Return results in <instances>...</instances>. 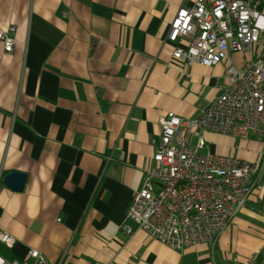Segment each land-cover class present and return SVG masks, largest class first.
Returning <instances> with one entry per match:
<instances>
[{
    "label": "crops",
    "instance_id": "crops-1",
    "mask_svg": "<svg viewBox=\"0 0 264 264\" xmlns=\"http://www.w3.org/2000/svg\"><path fill=\"white\" fill-rule=\"evenodd\" d=\"M193 3L0 0V31L15 27L13 52L0 43V230L16 239L11 249L0 245V258L24 262L34 249L49 264H256L264 252V183L213 250L171 249L126 218L155 165L159 119L196 117L228 85V66L264 61V31L210 67L176 60L172 52L189 40L169 41L170 23ZM256 10L264 15V0ZM202 137V154L256 162L263 152L256 141ZM13 171L26 175L21 191L3 182Z\"/></svg>",
    "mask_w": 264,
    "mask_h": 264
},
{
    "label": "built area",
    "instance_id": "built-area-1",
    "mask_svg": "<svg viewBox=\"0 0 264 264\" xmlns=\"http://www.w3.org/2000/svg\"><path fill=\"white\" fill-rule=\"evenodd\" d=\"M258 4L259 0H194L192 6L178 8L168 39L187 38L189 44L177 47L173 57L188 66L210 67L230 53L247 50L264 31ZM14 34L12 25L0 31L6 54L14 50ZM226 79L228 85L219 87L218 96L196 117L169 112L159 119L160 143L152 155L155 165L146 171L126 211V218L138 229L174 250L199 244L213 250L252 191L264 183V61L257 58L241 70L230 65ZM204 131L261 143L262 155L248 162L202 154ZM124 232L130 235L132 229ZM15 244V237L0 230L1 246L11 249ZM26 260L8 263L0 258V264H49L34 249L27 251Z\"/></svg>",
    "mask_w": 264,
    "mask_h": 264
},
{
    "label": "water",
    "instance_id": "water-1",
    "mask_svg": "<svg viewBox=\"0 0 264 264\" xmlns=\"http://www.w3.org/2000/svg\"><path fill=\"white\" fill-rule=\"evenodd\" d=\"M26 175L20 171H13L5 175L4 184L14 191H21L25 183Z\"/></svg>",
    "mask_w": 264,
    "mask_h": 264
},
{
    "label": "trees",
    "instance_id": "trees-1",
    "mask_svg": "<svg viewBox=\"0 0 264 264\" xmlns=\"http://www.w3.org/2000/svg\"><path fill=\"white\" fill-rule=\"evenodd\" d=\"M255 261L256 264H264V252L261 255H258Z\"/></svg>",
    "mask_w": 264,
    "mask_h": 264
}]
</instances>
